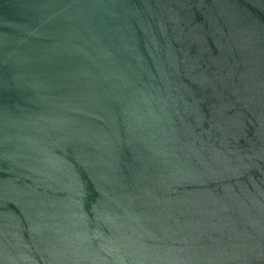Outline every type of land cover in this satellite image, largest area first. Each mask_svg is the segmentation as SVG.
I'll use <instances>...</instances> for the list:
<instances>
[{"label":"water","instance_id":"water-1","mask_svg":"<svg viewBox=\"0 0 264 264\" xmlns=\"http://www.w3.org/2000/svg\"><path fill=\"white\" fill-rule=\"evenodd\" d=\"M0 264H264V0H0Z\"/></svg>","mask_w":264,"mask_h":264}]
</instances>
